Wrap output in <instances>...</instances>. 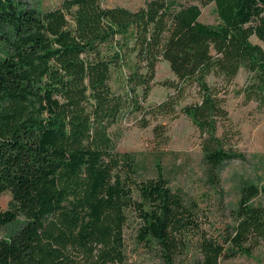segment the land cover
Listing matches in <instances>:
<instances>
[{
  "label": "trees",
  "instance_id": "obj_1",
  "mask_svg": "<svg viewBox=\"0 0 264 264\" xmlns=\"http://www.w3.org/2000/svg\"><path fill=\"white\" fill-rule=\"evenodd\" d=\"M0 0V264H129L130 238L154 264H222L264 245L260 190L244 187L234 224L210 237L199 202L116 149L129 116L188 117L209 179L236 156L219 131L234 92L264 109V0ZM215 4L217 25L201 22ZM176 80L144 103L160 62ZM192 97V102L186 99ZM162 139L165 128H154Z\"/></svg>",
  "mask_w": 264,
  "mask_h": 264
},
{
  "label": "rangeland",
  "instance_id": "obj_2",
  "mask_svg": "<svg viewBox=\"0 0 264 264\" xmlns=\"http://www.w3.org/2000/svg\"><path fill=\"white\" fill-rule=\"evenodd\" d=\"M105 7H124L137 10L145 0H101ZM51 0H45L51 6ZM215 4L202 8L201 22L208 25L218 24ZM254 44L264 48V44L253 38ZM249 74L242 71L235 80L229 95L225 96L229 120L220 128L226 148L236 156L225 163L209 179L203 162L202 139L193 122L183 114L177 117H157L150 119L147 128L140 126L141 114L127 117L116 129V149L120 153L134 154L144 170L152 176L156 166L161 167L170 186L185 195L196 199L210 224L206 230L210 237L217 238L227 227L234 224L232 211L238 207L244 187L256 186L260 196L255 204L264 206V109L256 102H247L243 95L234 92L244 89ZM176 80L169 64L159 63L156 84L148 100L147 107L165 102L174 90L165 84ZM187 102L193 98L188 97ZM165 128L162 139L157 138L154 128ZM11 200L9 194L0 197V209H7ZM127 257L129 264H154V260L136 246L130 238ZM222 264H264V245L254 251L252 256H237L223 261Z\"/></svg>",
  "mask_w": 264,
  "mask_h": 264
}]
</instances>
